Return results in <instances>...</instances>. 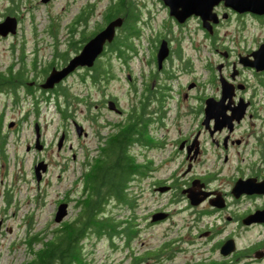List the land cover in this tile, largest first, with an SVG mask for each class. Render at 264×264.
<instances>
[{"label": "flooded vegetation", "instance_id": "obj_1", "mask_svg": "<svg viewBox=\"0 0 264 264\" xmlns=\"http://www.w3.org/2000/svg\"><path fill=\"white\" fill-rule=\"evenodd\" d=\"M99 1L85 0L80 3L67 21L62 38L55 22L51 21L43 28L48 39L39 33L35 20L24 25L25 18H29L27 14L10 10L2 15L0 20L6 15L16 19L15 32L0 37L8 39L10 48H16L18 52L15 61L0 70L7 71L12 80L10 84L0 86L1 140L7 135L1 130L3 126L9 130L18 128L23 119L33 115V131L26 146L29 149L34 147L37 127L42 144L39 152L58 147L59 139L57 142L55 137L48 140L45 125L35 119L39 116L40 107L45 105L49 108L53 104L58 108L62 94L59 97L57 92L59 88L68 86L67 81L72 75H79L80 81L89 82L90 85L101 77L106 78L104 65L111 64L113 58L127 61L132 52L137 53V47L145 37L149 69L141 91L144 88L146 95V133L152 130V126L169 129L166 121L170 118L175 119L178 125L171 138L168 137L169 132L165 131L160 139L156 138L158 141L147 140L144 144H138L163 154L168 143L166 139H172L175 154L184 164L179 183L173 176L161 175L159 169L163 159L158 163L151 159L145 164L148 195L155 205L150 209L148 224L170 220L168 230L177 222L172 220L177 210L193 209L196 214L187 228L182 227L184 229L179 237L163 240L151 252L150 259L154 264H164L175 256V251L182 249V244L178 243L187 239L198 252H193L189 258L177 264H263L264 0H197L198 12L183 19H180L181 15L178 17L171 13L169 0H151L160 6L164 16L162 26L152 28L146 35L142 28L150 24L152 12L149 10L148 16L143 17L142 9L134 5L135 18L126 38L128 44H119V37L127 31L128 25L126 16L122 15V23L116 27L114 37L111 41H105L92 65H78L53 87H42L52 68L64 66L111 19L105 21L104 12L107 6L116 4L118 0H111L105 8L100 9ZM129 1L133 5L132 0ZM62 39L65 46L61 49L59 45ZM46 46L51 47L49 57L44 51ZM161 47L165 49V56L160 60ZM200 68L206 73L204 82ZM130 75H127L129 80L132 78ZM130 84L134 91L138 90L133 80ZM103 99L106 105L109 99L114 100L120 108L119 113H124L114 95H107ZM170 100H174L173 109ZM181 119L187 120V127H183ZM206 144L212 150L221 149L222 160L232 168L222 175L219 174L221 170L212 171L211 154H208ZM171 151L169 153L174 156V151ZM41 159L44 158L37 161ZM44 160L49 166L48 158ZM3 165L0 163V169ZM220 167L217 166V170ZM155 171L160 175L154 174ZM191 186L202 197L195 204L191 203L185 191ZM68 198L65 195L58 199L57 205L62 201L68 202ZM175 203L178 206H170ZM181 206L183 208L179 209ZM162 214L165 216L159 217ZM202 214H213V218L200 227L198 223ZM154 215L158 217L155 220L152 218ZM184 230H189L187 236H184ZM250 230L255 233L252 238L239 244L242 235ZM191 233H195L196 237ZM169 247L171 250H168ZM137 258L135 256L133 262Z\"/></svg>", "mask_w": 264, "mask_h": 264}, {"label": "rangeland", "instance_id": "obj_2", "mask_svg": "<svg viewBox=\"0 0 264 264\" xmlns=\"http://www.w3.org/2000/svg\"><path fill=\"white\" fill-rule=\"evenodd\" d=\"M110 1L100 0L98 8H105ZM84 2L85 0H48L45 3L39 0H0V18L5 12L18 10L29 16V18H25L24 25L27 26L31 20H35L39 33L45 37L47 35H44L43 28L51 21L55 22L59 36L62 38L65 35L67 21L77 6ZM132 2L137 8L142 9L143 17L148 16L149 10L152 12L150 24L142 28L145 35L149 34L152 28L162 26L164 13L157 3H153L151 0H132ZM97 17L99 15L95 16V18ZM93 20L90 24L93 23ZM63 40L59 45L61 49L65 46ZM9 44L11 42L8 39L0 37V70H3L8 63L15 61L17 56L18 49H11ZM137 48V53L133 54L132 52L127 61L113 58L107 68V78L101 77L102 79L100 78L94 85L80 81L77 74L70 76L67 81L68 86H63L64 93L60 88L57 92L59 97L62 94L60 107L63 109L68 107L65 116H62L60 110L53 104H50L49 108L45 105L40 107L39 116L35 119H39L41 124L45 125V135L48 140L55 137L57 142L61 134H64L60 148L53 146L51 150H45L43 153L34 147L26 148V143L31 139L33 131V115L23 119L18 128L9 130L7 127H2L3 134L7 135L2 140L0 138V163H4L0 169V264H20L30 257L27 240L37 232L44 233L46 230L50 232L59 224L53 220L58 199L64 198L65 195L69 197L68 212L64 219H71L76 213L74 200L77 195L76 190L80 187V177L87 163V156L96 153L99 136L108 133L112 122L124 119L127 111L135 106L137 94H140L147 78L149 65L146 64L148 51L145 37L141 39ZM50 49V46L44 48L47 57L50 56ZM203 54L205 55L204 51ZM203 59L202 57L201 65ZM200 70L201 80L204 82L206 73L203 68ZM128 73L131 74V80L127 76ZM132 80L138 89L135 90L136 94L130 84ZM110 94L116 97L119 106L124 109V113L109 109L103 102V98ZM95 104L98 105L95 106ZM170 104L173 109L174 100H170ZM170 113L173 115L172 110ZM180 122L183 123V127H187L186 119H181ZM76 124L82 126L80 135L76 132ZM166 124L169 129L152 126V130L145 133V139L158 141L157 139H160L165 131L169 132L168 137L171 138L176 133L178 122L170 118ZM166 140L168 143L165 145L163 154L159 150L148 149L138 143L132 146L131 150L135 154L136 160L143 164H147L151 159L155 163L163 159L159 169L161 175L164 177L173 176L179 183L181 181L180 172L184 164L180 156L175 154L176 147L171 143L173 140ZM206 145L209 148L208 154H211L209 158L212 171L221 170L219 174L222 175L232 168L222 160L221 149L212 150L209 144ZM170 151H174V156L169 153ZM38 158H48L49 160V166L39 183L33 173V164ZM217 166H221L219 170H217ZM154 174L159 173L155 171ZM148 186L149 181L144 173L135 176L129 181L127 187L130 203L111 202L107 206L108 214L111 213L116 219L122 220L119 228L121 230L112 238L102 235L99 237L89 236L84 239L82 264H132L135 256L141 259L136 264H154L149 257L151 252L158 248L163 240L179 237V234L183 232V226L187 228L190 219L196 214L193 209H181L183 206L179 207L181 210H177L173 214L172 220L177 222L171 229L167 230L171 223L170 220L148 224L150 209L155 206L150 201ZM170 206L178 205L175 203ZM200 217L201 220L198 224L203 227L212 220L213 214H202ZM129 224H132L134 230L130 238L122 231V228ZM188 233L189 230L185 232L184 236H187ZM254 234L252 230L244 233L239 239V244H244ZM191 235L196 237L195 233H191ZM178 244H182V249L175 251V256L167 259L164 264L180 263L189 258L193 252H198L191 245V241L187 239ZM35 246L38 244L36 243ZM168 250L171 248L169 247Z\"/></svg>", "mask_w": 264, "mask_h": 264}, {"label": "trees", "instance_id": "obj_3", "mask_svg": "<svg viewBox=\"0 0 264 264\" xmlns=\"http://www.w3.org/2000/svg\"><path fill=\"white\" fill-rule=\"evenodd\" d=\"M129 2L118 0L116 4L107 6L104 12L105 21L117 16H126L127 31L122 32L119 37V44L125 45L128 44L126 38L135 18V4ZM109 65H104L105 76ZM6 72L0 71V86L12 82ZM60 89L64 93L63 87ZM138 94L135 106L127 111L124 119L112 122L108 133L99 136L96 153L87 156V163L80 177V187L76 190L74 200L76 213L71 219L59 222L50 232L46 230L48 234L37 232L31 236L27 240L30 257L20 264H82L84 239L102 235L112 238L120 232L122 220L116 219L111 213L108 214L107 206L111 202L130 203L127 191L129 181L142 175L146 166L136 160L131 150L136 143L144 144L147 141L145 133L148 120L144 117V88ZM60 105L58 102V109L61 115L65 116L68 107L63 109ZM122 231L130 238L134 231L132 224L124 226ZM36 243L38 246H35ZM139 261L141 259L137 258L133 264Z\"/></svg>", "mask_w": 264, "mask_h": 264}, {"label": "water", "instance_id": "obj_4", "mask_svg": "<svg viewBox=\"0 0 264 264\" xmlns=\"http://www.w3.org/2000/svg\"><path fill=\"white\" fill-rule=\"evenodd\" d=\"M40 2H47L48 0H39ZM197 0H169V5L171 7V13L175 14L180 19H183L186 15L191 13H197L198 8L196 7ZM206 1V0H204ZM122 17L117 16L114 19L110 20L102 29H100L97 33H95L80 49V51L75 54L64 66L60 68H52L47 75L44 82L41 84L42 87L50 88L53 87L54 84L61 81L66 75H68L73 69L80 65H92L95 57L102 51L105 41H111L115 34V29L117 26L121 25ZM16 19L13 16L6 15L2 20H0V35L5 36L8 32H15L16 30ZM166 48V47H165ZM161 56L159 55V59L161 60L165 56V49L161 47L160 49ZM164 52V53H163ZM107 107L109 109L120 111V108L116 105L114 100L109 99L107 101ZM36 141L34 143V148L41 149L42 144L39 142V130L36 127ZM82 131V126L80 124H76V132L80 135ZM64 134H62L58 141V147L61 146ZM29 149V146L26 147ZM47 162L44 159L38 160L33 166L34 177L36 181H39L42 178L43 173L47 170ZM187 191L188 196L190 197L191 203L199 202L202 197L198 195V191L194 189L193 186L185 189ZM68 212V202L62 201L60 202L55 210L53 220L57 223L61 222ZM162 214L159 217H164ZM154 220L157 219L155 215L152 217Z\"/></svg>", "mask_w": 264, "mask_h": 264}]
</instances>
